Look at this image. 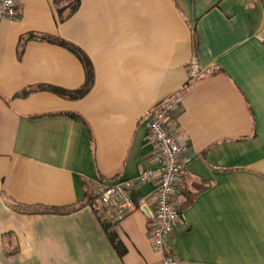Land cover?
Segmentation results:
<instances>
[{"label": "crops", "instance_id": "crops-1", "mask_svg": "<svg viewBox=\"0 0 264 264\" xmlns=\"http://www.w3.org/2000/svg\"><path fill=\"white\" fill-rule=\"evenodd\" d=\"M67 1L16 0V19H0V264H161L149 239L157 178L134 186L132 212L106 222L122 254L89 204L104 184L158 167L148 122L175 94L167 121L183 169L172 200L194 197L165 253L175 264H264V0H79L60 20ZM29 32L88 55L84 96L17 95L84 81L74 53L22 40Z\"/></svg>", "mask_w": 264, "mask_h": 264}, {"label": "built area", "instance_id": "built-area-1", "mask_svg": "<svg viewBox=\"0 0 264 264\" xmlns=\"http://www.w3.org/2000/svg\"><path fill=\"white\" fill-rule=\"evenodd\" d=\"M18 14L16 0H0V19L14 20ZM200 68L195 55L188 62V80L194 81ZM182 96L175 94L160 104L148 122L149 137L159 162L157 168H144L135 179H115L104 184L89 207L100 221L116 222L132 212L137 204L132 190L137 183L157 178L154 211L151 215L149 239L153 249L162 255L161 264H175V255L165 253L166 239L176 221L184 220V212L172 200L176 182L183 169V146L177 136V128L169 127L167 115L181 102Z\"/></svg>", "mask_w": 264, "mask_h": 264}, {"label": "trees", "instance_id": "trees-1", "mask_svg": "<svg viewBox=\"0 0 264 264\" xmlns=\"http://www.w3.org/2000/svg\"><path fill=\"white\" fill-rule=\"evenodd\" d=\"M79 5V0H68L64 5H61L57 9L58 13V18L60 20L66 18L70 14H72L78 7ZM22 40H28V39H41V40H46L50 42H55L61 46L66 47L69 49L72 53H74L80 62L82 63L83 69H84V81L83 83L75 88V89H65L56 85H51V84H39L36 87H27L22 89L20 92L17 93V95L20 96H26L28 93H30L34 89H43V90H48L53 93H56L57 95L65 98H80L84 96L91 88L93 81H94V70H93V65L91 60L89 59L88 55L77 45L70 43L68 41L62 40L56 36L50 35V34H40L36 32H29L26 33L25 35H22ZM68 115L82 123L85 124L84 118L77 112H69ZM194 196L192 195H186L184 201L179 204V208L183 209L185 206H187L191 200L193 199ZM137 203V201H136ZM76 208L75 206L71 207H62V209L59 210V208H52V210L48 211H53V212H69ZM46 212V211H45ZM103 227L106 230L108 236L110 237V240L118 248V253L122 254L123 249L122 247L114 240V236L112 235V232L109 230V225L105 222L102 221Z\"/></svg>", "mask_w": 264, "mask_h": 264}]
</instances>
